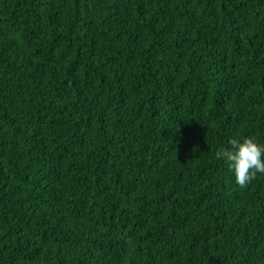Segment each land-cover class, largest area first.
Listing matches in <instances>:
<instances>
[{"label":"trees","instance_id":"1","mask_svg":"<svg viewBox=\"0 0 264 264\" xmlns=\"http://www.w3.org/2000/svg\"><path fill=\"white\" fill-rule=\"evenodd\" d=\"M264 0H0V264H264Z\"/></svg>","mask_w":264,"mask_h":264},{"label":"clouds","instance_id":"2","mask_svg":"<svg viewBox=\"0 0 264 264\" xmlns=\"http://www.w3.org/2000/svg\"><path fill=\"white\" fill-rule=\"evenodd\" d=\"M215 155L227 163L240 187L251 183L258 173L264 174V143L255 137L232 139L228 148L218 149Z\"/></svg>","mask_w":264,"mask_h":264}]
</instances>
